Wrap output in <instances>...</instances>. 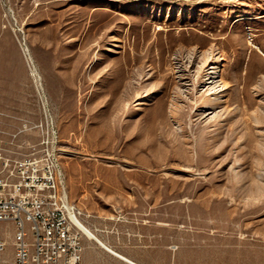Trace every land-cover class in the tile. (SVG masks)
<instances>
[{"label": "rangeland", "instance_id": "obj_1", "mask_svg": "<svg viewBox=\"0 0 264 264\" xmlns=\"http://www.w3.org/2000/svg\"><path fill=\"white\" fill-rule=\"evenodd\" d=\"M24 121L57 131L69 200L114 250L264 264V0H0V139Z\"/></svg>", "mask_w": 264, "mask_h": 264}, {"label": "built area", "instance_id": "obj_2", "mask_svg": "<svg viewBox=\"0 0 264 264\" xmlns=\"http://www.w3.org/2000/svg\"><path fill=\"white\" fill-rule=\"evenodd\" d=\"M18 32L23 40L21 29ZM37 84L45 106L39 78ZM39 129V143L20 139L24 132ZM7 135L8 139H0V264H82L81 211L68 197L57 154V131L48 124L24 121ZM22 147L28 151L22 152ZM3 223L13 227L10 258L5 257Z\"/></svg>", "mask_w": 264, "mask_h": 264}, {"label": "bare ground", "instance_id": "obj_3", "mask_svg": "<svg viewBox=\"0 0 264 264\" xmlns=\"http://www.w3.org/2000/svg\"><path fill=\"white\" fill-rule=\"evenodd\" d=\"M217 66V65H216ZM218 70L214 69V67H210L209 71L205 73L206 78H205V84L207 85V90L209 92H207V97L208 101H211V99H216V95L222 91L221 87H223V77L222 75L217 72ZM224 91V90H223ZM207 101V102H208ZM212 102V101H211ZM210 103V102H209ZM207 107V106H206ZM209 111V110H208ZM214 113V112H213ZM216 114V113H215ZM205 115V114H204ZM211 115V114H210ZM213 116V115H212ZM207 117V115H206ZM211 117V116H210ZM219 122V121H218ZM78 223L83 231V233L90 237V238H95L97 239L100 243H102V241L98 238V236L96 234H94L90 229H88L87 226H85L81 221L78 220ZM103 244V243H102ZM110 251H113L109 246H106ZM132 264H136L134 262H131Z\"/></svg>", "mask_w": 264, "mask_h": 264}, {"label": "crops", "instance_id": "obj_4", "mask_svg": "<svg viewBox=\"0 0 264 264\" xmlns=\"http://www.w3.org/2000/svg\"><path fill=\"white\" fill-rule=\"evenodd\" d=\"M2 228H12L13 229V227H12V225H11V223H3L2 224V226H1ZM86 237H88V236H86ZM88 238H90V237H88ZM99 238V237H98ZM91 239H93L94 241H95V243H92V242H90V241H88V240H84V239H82V245H83V250L84 249H94V251H101V252H109V253H111L112 255H114L116 258H118L119 260H121V261H123V262H126V263H130V264H132L131 262H134V263H136V264H140V263H137V262H135V261H133L132 259H130V258H128V257H126L122 252H118V251H116V250H114L113 248H111L110 246V248L113 250V251H110L106 246H108L107 244H105L100 238V240L102 241V243H100L97 239H95V238H91ZM5 241H6V243H7V245L9 246L10 245V243H11V238H10V242H7V240L6 239H4ZM8 246H7V249H6V251H5V257L6 258H10L11 257V255H12V249L11 248H8ZM11 247V246H10ZM83 250H82V255H81V262H82V264H90V263H88L87 262V260L86 259H84L83 258Z\"/></svg>", "mask_w": 264, "mask_h": 264}]
</instances>
